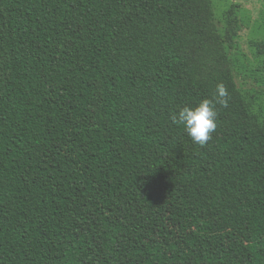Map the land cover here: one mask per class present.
Wrapping results in <instances>:
<instances>
[{
    "label": "trees",
    "instance_id": "16d2710c",
    "mask_svg": "<svg viewBox=\"0 0 264 264\" xmlns=\"http://www.w3.org/2000/svg\"><path fill=\"white\" fill-rule=\"evenodd\" d=\"M211 0H0V264H264V122ZM228 92L203 146L174 119Z\"/></svg>",
    "mask_w": 264,
    "mask_h": 264
},
{
    "label": "rangeland",
    "instance_id": "374dc122",
    "mask_svg": "<svg viewBox=\"0 0 264 264\" xmlns=\"http://www.w3.org/2000/svg\"><path fill=\"white\" fill-rule=\"evenodd\" d=\"M215 23L225 36L228 13L235 8L239 32L234 48H227L239 91L252 113L264 122V0H211Z\"/></svg>",
    "mask_w": 264,
    "mask_h": 264
},
{
    "label": "clouds",
    "instance_id": "9594fccd",
    "mask_svg": "<svg viewBox=\"0 0 264 264\" xmlns=\"http://www.w3.org/2000/svg\"><path fill=\"white\" fill-rule=\"evenodd\" d=\"M228 92L222 83L217 84L212 99L205 98L195 106H184L174 116L183 125L190 139L201 146L211 139L217 128V105L226 107Z\"/></svg>",
    "mask_w": 264,
    "mask_h": 264
}]
</instances>
